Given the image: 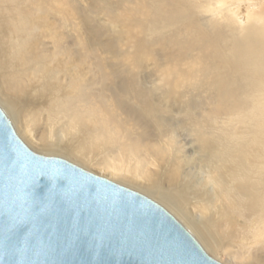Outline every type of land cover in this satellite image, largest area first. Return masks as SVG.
<instances>
[{"label":"bare ground","instance_id":"bare-ground-1","mask_svg":"<svg viewBox=\"0 0 264 264\" xmlns=\"http://www.w3.org/2000/svg\"><path fill=\"white\" fill-rule=\"evenodd\" d=\"M153 1L150 13L146 3H137L138 14L144 18L125 19L128 16L124 17L122 10L115 12L116 1L91 0L89 6L100 10L96 12L97 16L112 12L110 15L113 18L105 21L82 15L75 0H0V104L29 143L41 151L60 153L90 167L94 166V161L88 152L95 147L87 146V141H91L93 133L107 129L104 122L101 124L105 128H94L97 122L76 118L71 104L54 110L55 99L46 100L48 85L34 90L30 83V76L37 69L31 67L24 70L20 62L26 58L35 63L45 70L47 78L54 72L63 90L68 86V91L79 99L92 95L100 79L94 98L103 109L110 110L105 113L111 130L122 136L120 140H124L123 145L133 154L132 159L150 164L145 171L141 167V175H131L133 170L131 174L125 173L127 167L121 169L123 167L118 166L120 160L118 163L99 164L100 169L125 182L134 181L157 194L156 197L197 235L211 253L218 255L227 245L223 236L233 235L231 224L239 226L237 236L242 242L246 240L247 243H244L250 252H263L264 0ZM10 2L16 4L14 6L19 11L17 27L20 33L28 31L24 16L31 6L37 10L35 19L43 21L37 23L38 28L45 23L52 25L50 33V29H39L33 36L37 40L41 34L43 39L38 59L33 58V46L25 44L28 37H22L19 42L21 47L18 44L15 48L7 40L10 32L5 31V23L12 19L2 12L4 9H15ZM189 12L190 16H187ZM199 12L212 15L214 20L210 21V27H203L198 22ZM61 13L65 21L62 29H58L55 24ZM80 23L84 24L83 28ZM146 25L151 27L148 36ZM105 27L115 34L113 38L105 39L102 34ZM48 36H53L51 45L44 40ZM30 38L32 44L33 38ZM151 41L161 45L159 52L165 56L164 61L153 52ZM191 52L194 54L190 55ZM194 58L213 63L206 71L211 78H198L196 80L199 81L189 84L193 72L190 59ZM149 65L152 68L146 72ZM148 83H151L150 86ZM200 92H206L205 99L203 95L201 98ZM33 100L40 104L47 102L48 117L53 118L55 124L52 119L50 121L55 127L63 125L64 118L68 119V129L62 131L61 128V131L66 133L64 137L70 136L69 144L46 139L43 134L39 139L35 138L29 120L23 115L24 107ZM206 100L216 102V108L206 107L209 104L204 103ZM33 105L40 107L35 101ZM176 110L183 117L179 120L180 129L197 137L198 153L201 154L206 180L211 184L209 187L204 186L205 178L200 182L187 178L186 166L190 156L183 153L184 146L180 148L175 139L170 142L165 140L171 135L176 139L179 136L176 130H171L170 125L175 123L170 124L168 117ZM202 111L215 113L214 132L205 133L200 128L201 122L207 119ZM49 131L53 138V131ZM151 168H155L156 172ZM164 179L169 181L168 184L180 182L178 191L172 193L163 189ZM189 202L197 206L198 211L190 209ZM220 230H225V234H221ZM225 256L227 263L231 264H264V257L256 254L248 258L234 252Z\"/></svg>","mask_w":264,"mask_h":264},{"label":"water","instance_id":"water-1","mask_svg":"<svg viewBox=\"0 0 264 264\" xmlns=\"http://www.w3.org/2000/svg\"><path fill=\"white\" fill-rule=\"evenodd\" d=\"M0 264H222L163 205L31 150L0 107Z\"/></svg>","mask_w":264,"mask_h":264},{"label":"rangeland","instance_id":"rangeland-1","mask_svg":"<svg viewBox=\"0 0 264 264\" xmlns=\"http://www.w3.org/2000/svg\"><path fill=\"white\" fill-rule=\"evenodd\" d=\"M90 1L91 0H75V5L77 7V10L78 11L80 10L82 15H89L90 17L97 18V19H102V20H105V21H108V18L109 19L110 18H113L112 15H110L112 12H109L107 15L101 14V15L97 16V13L96 12H99L100 10H97L95 8L92 9L89 6V2ZM112 1L113 2L116 1V3H118V5H119V6L117 5V9L115 11L116 13H118L119 10L120 11L122 10L123 13H124V15H125L124 17H127L128 16L125 19H134V18H136L138 16L144 18L145 16L138 14V7L137 6L139 4H137V3H142V2L146 3L147 4V9L149 10V13H150V8H152V4L154 2L153 0H112ZM158 2H163V0H159ZM10 3H12V2H10ZM14 5H16V4H14ZM14 5L12 3V7ZM14 8H15V6H14ZM131 11L133 13H130ZM36 13H37V10H35L32 6L30 7L29 10H26V13H25V16L24 17H25V21L27 20L26 22H27L28 31H23V32L21 31V33H20L19 30H18V27H17V23H18L17 21H18V18H19V11L15 8V9H12V11H10L8 9H4L3 12H2V14L5 15V17H7L6 15H9L11 17V19H12L11 21H7V23H5V25H6L5 31L7 33L10 32L9 33L10 34V37H8L7 40L10 41V44H12V46L15 48V47H18V44L20 45L19 42L22 40V37L23 38L28 37L27 43H25V44L28 47L33 46V50H34L33 58L34 59H38L39 55H41V50H40L41 49V44H40V42L43 39H41L42 38L41 37V34L37 38V40L35 38H33V36L38 33V30L39 29H43V30H47V31L50 29L49 33L51 32V29H52V28H50V26H52V25L51 24H46V23L44 24L43 27L38 28L37 23H42L43 21L42 20H39V19L38 20L35 19ZM126 14H127V16H126ZM197 14H198L197 20H198L199 23H201V25L203 27L204 26L210 27L212 25L210 21H213L214 18H212V15L210 13H208V12H205V13L199 12ZM131 15H134V16L132 17ZM186 15L187 16H190V12L189 13H186ZM130 16L132 18H130ZM40 21H42V22H40ZM58 21L56 22L55 25L58 27V29L59 28L62 29V26H64L63 23L65 21L64 20V15L62 13H61V16L59 15V20ZM60 24H61V26H60ZM7 25H8V28H7ZM96 25H97L98 28H101V26H100L99 23L96 22ZM149 25H146L145 26V32H146L147 36L149 35V32L151 30V27H149ZM9 26H11V27H9ZM80 26H81V28H83L84 27V24L83 23H80ZM6 29H8L9 31L6 30ZM83 32H85L84 29H83ZM70 33H74V32H70ZM102 34L104 35V37H105L106 40H108L109 38H113L115 36V34L112 33V30L110 31L107 28L105 30L103 29ZM46 35H48V34L46 33ZM30 37L33 38L32 44H31V38ZM52 37L51 36H48L47 38L44 39L46 41V44L47 45H51L52 44V41H53L52 40ZM91 38H93V40H96L93 37V35H91ZM35 40H36V42H35ZM150 44H152L151 47L153 48V52L160 58V60L162 59V61H164L165 56L164 55H160L161 52H159L160 49H161V45H159L158 42L156 43V42H153V41H151ZM20 47H21V45H20ZM193 52L196 53L195 51H193ZM193 52H191L190 55L194 54ZM190 62L192 63V64L191 63L190 64L193 66V72L190 75L191 77H189V79H190L189 82H188L189 84L190 83H193V82L199 81V80H196L198 78L199 79H202V78L209 79V78H211V75L209 73H206V71L210 70L211 64L213 66V63L212 62H210V61L208 62L207 60L201 59V58L190 59ZM20 63L22 64V68L24 70H27V68H31V67L37 69V72L35 74H33V75L30 76V81H31L30 83L33 84L34 90L37 89V88L43 87V85H48V88L45 91L46 96H47L46 97V100L55 99V102H54V104H55V107L54 108L55 109L54 110L57 111L58 106L71 104L74 107L73 110H74V112L76 114V116H75L76 118H78V119L79 118L80 119L81 118H85L86 120L89 119L92 122H97V124L95 126H93L96 129L105 128L101 124L102 121L104 122V125L107 127V129L105 128V130H102L101 129L102 131L100 130L97 133H93L92 136H90L91 137V141L90 140L87 141L88 142L87 143L88 144L87 146H90L91 148L92 147L93 148L95 147L94 150L88 152L90 154V156L93 158V161H94V164H93L94 166H90L89 167L87 165H84V164H81V163L77 162L76 160H75L76 161L75 162L74 159H72L70 157H67L66 155H63V154H60V153H52V152H48L47 153V152H44L43 150L41 151L40 149H38L37 146L29 143L24 138V136L22 134H20V132L16 129V126H15L14 122H12V118L10 117V115L8 114V112L6 111V109L0 104V107L5 111V113L9 117L10 121L12 122L13 126L15 127V130H16L17 134L19 135V137L25 142L26 145H28V147L31 150L35 151L36 153L42 154V155L57 156V157L65 158V159H67V160H69V161H71V162L79 165L80 167H82L84 169H87L88 171H90L92 173H95V174H97L99 176L108 178V179H110V180H112V181H114L116 183L119 182V184H121L123 186H126L128 188H131L133 190H136V191H138L140 193H143L144 195L147 194L146 196H148L151 199L157 201L158 203H160L163 206L165 205V204H163V202H161V200H159V198L156 197L157 194L151 192L150 190H147L146 188H143L142 186H138L136 182L135 183H134V181L133 182H125L124 180H122L119 177L118 178L117 177H114L107 170L106 171H103V170L100 169L101 165H99V164H102V165H103V163L104 164H108V163L111 164V162L118 163L119 160L120 161L118 163V166H120V168L123 167L121 169H124V167H125V169H126V167L128 169L130 167V169H128V170L126 169L125 170V171H127L125 173L131 174V172L133 170V173L131 175H136L138 173H140V175H141V173L143 171H145V169H147L148 167H150V164L148 162L146 163V161L144 162L145 163L144 164V163H142L140 161H137L136 162V159L137 158L136 159H132L133 158V154L130 153L131 151L128 152L129 151L128 150L129 149L128 147H126L127 148L126 149L125 146L123 145V141L124 140L123 139L120 140V137H122V136H119V134H117L113 130H111L110 120L106 116V113H105V112H107V110L110 112V110L109 109H106V108H104V109H106V110H104L102 108V106H101L102 104L100 105L99 102L96 100V98H94V93H96L99 90V87H100L99 86V83H98V81H100V79L97 80V84L95 85V87L93 89L94 90L93 91V94H92L93 96L89 94L86 98H84L85 99L84 100V99H79L78 97H75L76 95L74 93H70L68 91V86H66L65 91H64L63 90V87L61 85L60 79L56 78V74H54V72L53 73H50L51 75L49 74V78H47L48 77V74L45 72V70H43L42 68H40L35 63L30 62L28 59L24 58L22 60V62H20ZM46 66L47 67H51L50 64H47ZM151 68H150V65H149V67H148V69H147L146 72H149L151 70ZM54 75H55V77H54ZM150 84L151 83H148L147 85L150 86ZM204 90L206 91L207 89L204 88ZM200 93H201V96L203 95L204 96V99H205L206 92H200ZM203 96L201 98H203ZM70 97H74V98L71 99ZM46 100H43V101H46ZM56 100H59V101H56ZM33 101H35L36 104L40 105V107L35 108L34 105H33ZM33 101H32V103L30 105L24 107L23 115H24L25 118H27L29 120L28 122H29V125H30V129L34 131L35 138L36 139H39L40 136L43 134L46 139H49V140L52 139L53 141H56V142H60V143H63V144H69L70 143V139H69L70 136L67 135V137H64L63 134H65V136H66V133H63L62 132L65 128L68 129V125H69V122L67 121L68 119L67 118H64L65 119L64 120L65 123L63 125H59L58 124L59 127H57V125L55 127V125H54L55 124V121H53V118H51L52 119L51 120L48 117V112H47L48 111V107H47L48 105H47V102H45L44 104H40L37 100H33ZM204 103H209V102H208V100H206ZM212 104H214V105H212ZM93 106H94V108H93ZM216 106H217L216 102H212V101H211V103H209L208 105H206V107H208L209 109H210V107L211 108H216ZM173 113L174 114L168 115V117L171 120V121H169L170 124H172V122L175 123V125H170V128H171V130H176L177 133H179V136L176 139L173 135H171L169 138L167 137L165 140H168L170 142V141H172V140L175 139L176 142H179V147L180 148H182L184 146L182 148L183 153H185L186 155L190 156L189 160H187L188 161L187 163H189V164H187V166H186V173H187V176H188L187 178L192 179L193 181L199 180V182L201 180L203 181V178H205L206 183L204 184V186H206V187L211 186L210 182H208L206 180L207 179L206 173H204V170L202 169V167H204V166H203V163H202L201 154L198 153L199 150H200V148L198 146L199 143L197 142V137H194L192 132L184 131L183 128H181L184 131L183 132L180 129V123H179V120H181L183 117L180 116V114L178 113L177 110L175 112H173ZM181 114H183V112ZM201 114L203 116L205 115L204 118L205 119L207 118V119H206V122H201L202 124H205V125H202L201 124V127H200V125H199V127L205 133H207V132H209V133L214 132L212 126H214L213 123H214V120H216V118L214 116L215 113L211 112V113H208L207 114V112L205 113V112L202 111ZM60 116L62 117V115H60ZM48 119H49V121L51 120L54 124L51 121L50 122L47 121ZM211 120H213V121H211ZM47 124H48V127H47ZM49 126H50V128H49ZM57 128H59V129H57ZM61 128H62V131H61ZM50 129H51V132L53 131L52 133H54V135H55L53 138H51L52 136L49 133L50 132L49 131ZM54 130H56V131L54 132ZM204 130H206V131H204ZM100 135H102V136H100ZM109 136H111L112 138L109 139L108 138ZM103 137H105V138H103ZM99 139H100V141H99ZM103 140H105V141H103ZM97 141H98V144L99 145L97 144ZM94 143H96L95 144L96 146L94 145ZM120 153L122 154V157L120 156ZM56 154H58V155H56ZM131 155H132V157L130 158ZM119 156H120V159H119ZM116 159H118V160L116 161ZM111 160H113V161H111ZM95 161H96V163H95ZM106 161H108V162H106ZM190 161H191V164H190ZM199 162H200V164H197ZM125 164L126 165L128 164V165L126 166ZM139 165H140V168L138 167ZM141 167L144 169L143 171H142V168ZM135 169H137V170H135ZM151 169H154V171L156 172V169L155 168H151ZM200 171H202V172L200 173ZM163 182H164L162 184L163 189H165L168 192L171 190L170 192H172V193L173 192H176V190L178 191V187L181 184L180 182L179 183L175 182V183H169L168 184L169 181L166 182L165 179L163 180ZM132 183H134V184H132ZM152 193L155 194V195H153ZM164 207L169 212H171L198 239L199 242L201 241L197 237V235L194 232H192V230L190 228H188V226L179 217H177L176 214L170 210V208H168V206L165 205ZM189 207L193 211H198V207L197 206H193L192 204H190V202H189ZM238 227L239 226H236L235 224H231L230 230L232 231V234L233 235L230 236L229 234H226L225 236H223L224 239H225V241H227V245H226V242H224L225 243L224 245H226L225 247L222 248V250L224 252H222V250L219 251V254L218 255L216 254L217 256L215 254L211 253L210 250H209L210 251L209 252L208 251V248L206 246H204V244H203L202 241L200 243H201V245L204 247V249L207 251V253L211 257H213L214 259L218 260L222 264H231V263H227V260H225V259H227V258H225L226 257L225 255L232 254L233 252L236 253V254H238V255L239 254L240 255L243 254V257H245V258H248V256L253 255V254H256L260 258H262L261 256L264 257V254H262V253H264V251L263 252L262 251H258V253H256L255 250H254L255 252L253 250H251V251H253V253L250 252V249L247 247V244L244 243V241L246 242V240H244L242 242L240 240V238L237 236L238 235V231L240 230V228L238 230ZM220 233L221 234H225V230H220ZM239 236H240V234H239ZM242 240H243V238H242ZM227 247H229V248H227ZM230 249L237 250V252L236 251H233V250H232L233 252L232 251H228ZM246 251H248V252H246ZM220 253H222V254H220ZM245 254H246V256H245Z\"/></svg>","mask_w":264,"mask_h":264}]
</instances>
